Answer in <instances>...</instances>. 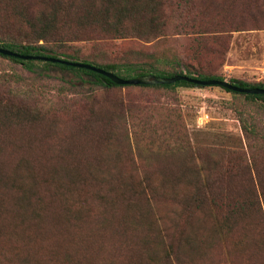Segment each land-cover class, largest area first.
Segmentation results:
<instances>
[{"label":"trees","instance_id":"trees-1","mask_svg":"<svg viewBox=\"0 0 264 264\" xmlns=\"http://www.w3.org/2000/svg\"><path fill=\"white\" fill-rule=\"evenodd\" d=\"M4 1L10 0H0V4ZM39 3L41 9L15 13L13 22L18 25L15 31L2 18L5 6L0 7V48L19 55L88 64L123 79L151 74L162 78L184 75L201 81H225L219 69L223 65L227 35L264 30V0H40ZM172 17L179 22L177 31L181 33L177 34L190 38L187 50L148 51L149 46L169 36ZM121 39L138 40L142 48L114 54L98 50L87 57L81 54L80 47L71 46L90 42L99 48L110 40ZM0 57L20 65L28 73H34L41 64L73 73L82 81L85 76L91 84L108 90L204 88L185 81L122 86L82 68L1 54ZM228 83L264 90V81L229 79ZM224 91L264 104L262 94ZM28 106L18 107L13 100L0 97V128L33 125L37 113H29ZM78 121L79 118H69V124ZM118 125L119 133L126 138L122 154L131 162L126 175L139 177L136 180L122 178L119 172L107 171L103 174L107 178L89 177L90 169H60L64 165L57 167L44 162L36 166L11 161L14 150L6 148L8 138L5 144L0 143V243L10 241L9 245L0 247V264H88L86 253L81 256V249L76 258L72 257L60 240L61 229L56 227L60 222L59 209L66 222L72 221L75 226L84 218L99 222L100 210H92L88 199L105 208L120 204L131 212L135 210V215L129 212L131 220L138 226L144 225L147 230L144 236L157 244L152 249L143 239L142 245L139 242L131 245L148 256L147 264H182L179 256L182 243L192 254H198L199 247L203 251L222 245L227 264H264V152L249 144L247 155L220 151L210 156L214 151L205 149L202 158L201 149H193L179 126L175 130L169 122L168 126L163 124L167 135L162 132L158 140L167 136L173 146L167 145L158 153L152 148L137 149L149 153V164H138L133 148L127 143L126 123ZM244 133L247 139L251 137L255 142L259 139L252 128H245ZM155 136L156 131L151 130L148 134L151 144ZM60 144L61 140L55 143L54 154L60 153ZM91 186L97 189L90 191ZM159 199L171 204L167 205L170 212L165 214L168 224L163 213L155 210L163 206ZM195 218L199 225L195 226ZM47 224L50 226L46 228ZM133 226L134 229L126 231H136ZM151 250L162 253L154 263Z\"/></svg>","mask_w":264,"mask_h":264},{"label":"rangeland","instance_id":"rangeland-1","mask_svg":"<svg viewBox=\"0 0 264 264\" xmlns=\"http://www.w3.org/2000/svg\"><path fill=\"white\" fill-rule=\"evenodd\" d=\"M39 1L10 0L0 4V7L5 6L2 18L10 30L15 31L18 27L13 22L15 13L22 9H41ZM177 25L179 22L172 17L169 20V36L147 47L148 51L154 49L157 53H168L187 50L190 38L177 34L181 33L177 31ZM141 45L142 42L134 39L110 40L99 48L90 42L71 44L80 47L81 54L87 57L97 54L98 50L113 54L136 51L142 48ZM222 60L219 71L225 81H264V30H244L227 35ZM82 78L84 81L73 73L41 64L34 73H28L20 65L0 57V97L11 99L15 106L22 108L29 104V113H37L34 124L29 128L18 124L0 128V143L5 144L8 138L6 148L14 150L11 161L36 166L44 162L57 167L64 165L59 166L60 169H90L92 172L89 177H104L107 171L111 174L119 172L123 174L122 178L136 180L139 177L126 175L131 162L122 154L123 140L126 142V138L118 131L119 122L126 123L127 143L133 148L132 153L136 155L135 162L138 164H149V153L138 152L137 149L152 148L158 153L167 145L173 146L167 136L158 140L162 132L167 135V127L163 124L168 126L169 122L175 130L179 126L188 141L186 138L184 140L193 149H201L202 158H205V149L214 151L210 156L220 151L243 152L247 155L249 144L260 150V153L264 152V104L260 101L228 93L217 86L173 90L139 87L108 90L91 84L85 76ZM70 117L79 118L78 123L70 122L71 126ZM245 128H252L262 137L258 136L256 142L251 137L247 139ZM151 130L156 131L153 144L148 138ZM59 140L60 153L54 154L55 143ZM177 144L181 145L180 142ZM117 155L120 157L117 158ZM96 189V186L89 188L90 191ZM159 200L163 206L155 210L163 213L165 219V214L170 212L167 205L171 204L164 199ZM88 205L94 211L100 210L99 222L84 218L75 226L72 221L66 222L60 209L58 211L60 222L56 227L61 229L60 240L72 257L76 258V253L79 255L81 249V256L86 253L88 264L148 263V256L132 249L131 245H136V242L142 245L143 239L152 249L157 244L144 236L147 232L144 225L138 226L131 220L135 210L131 212L120 204L115 208H105L90 199ZM194 220L195 226L200 224L198 218ZM165 221L168 224L167 218ZM133 225L136 231H126L134 229ZM9 244L10 241H3L0 247ZM179 246L182 264H227L222 245L203 251L199 247L198 254H192L185 243ZM151 257L154 263V259L162 257V253L151 250Z\"/></svg>","mask_w":264,"mask_h":264},{"label":"water","instance_id":"water-1","mask_svg":"<svg viewBox=\"0 0 264 264\" xmlns=\"http://www.w3.org/2000/svg\"><path fill=\"white\" fill-rule=\"evenodd\" d=\"M0 54L4 56H12V57H17L21 59H36V60H41V61H47L51 63H57V64H62L65 66H71V67H76V68H82L86 69L95 73H98L102 76L107 77L109 80H111L114 84L117 85H130V86H137V85H165V84H173L177 81H185L188 83H192L195 85L199 86H217L221 87L226 90H230L236 93H242V94H252V95H259L262 94L264 95V90L262 89H257V88H240L235 85H232L228 83L227 81H216V80H196L187 76H181V75H175L170 78H162L159 76L155 75H142L138 76L132 79H123L120 78L116 75H114L111 72H106L102 69L96 68L94 66L88 65V64H83L80 62H73V61H68L65 59L61 58H52V57H45V56H25V55H19L17 53H13L11 51L5 50L0 48Z\"/></svg>","mask_w":264,"mask_h":264}]
</instances>
